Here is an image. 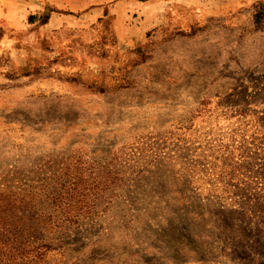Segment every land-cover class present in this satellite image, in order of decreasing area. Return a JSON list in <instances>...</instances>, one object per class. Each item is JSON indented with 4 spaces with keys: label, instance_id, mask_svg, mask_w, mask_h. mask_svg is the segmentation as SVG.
<instances>
[{
    "label": "rangeland",
    "instance_id": "obj_1",
    "mask_svg": "<svg viewBox=\"0 0 264 264\" xmlns=\"http://www.w3.org/2000/svg\"><path fill=\"white\" fill-rule=\"evenodd\" d=\"M72 2L44 25L55 4L0 0V264H264L257 216L195 178L264 206V0Z\"/></svg>",
    "mask_w": 264,
    "mask_h": 264
},
{
    "label": "trees",
    "instance_id": "obj_2",
    "mask_svg": "<svg viewBox=\"0 0 264 264\" xmlns=\"http://www.w3.org/2000/svg\"><path fill=\"white\" fill-rule=\"evenodd\" d=\"M255 11V21L257 23L262 22L263 16H264V3H259L256 6ZM259 170L264 175V165H260ZM229 173H223L219 172L216 176L209 174V172H201L198 174L196 180L200 183V179L202 180L203 187L200 185L198 186L199 189H202V192L204 193V198L206 199L207 203L210 205H216L221 208H226V211H232L233 213H236L239 218L247 219L252 218L249 214L254 213V215L257 216V219H259V223L261 225H264V206H261V203L257 200V197H255L256 193H253L247 189L246 185L239 186L236 183H232L231 180H228ZM196 181V182H197ZM231 194V195H230ZM230 197V198H229ZM238 202V203H235ZM244 204V205H242ZM0 210H10V208L3 207L0 205ZM34 214H38L34 210ZM52 217L44 216L41 221V226L45 227L46 224H52L51 220ZM3 222L1 224L7 225L6 228H14L15 226L19 228L22 223L20 221L18 222H12L9 218H2ZM71 222L70 219H57L54 221L55 228L60 227L62 228L64 223ZM0 224V226H2ZM9 229H3L0 233V248L6 247V245H9L12 243V241L4 239L7 236ZM1 231V229H0ZM37 231L42 234L46 235L47 232L52 233L53 231H46V228L39 229L37 227V224H31L25 229L16 230L18 234L17 243L19 245L25 246V245H34L36 241L39 239V235L37 234ZM264 239V234H262ZM50 237V236H48ZM45 238V237H44ZM254 242V241H253ZM47 245L45 242L39 243L37 245L38 250L41 251V249ZM238 248H241V245H237ZM251 246V247H250ZM249 247L251 250H253L252 245L249 244ZM258 247V246H257ZM260 248L264 250V244L260 245ZM256 255H262L254 249ZM260 264V263H259Z\"/></svg>",
    "mask_w": 264,
    "mask_h": 264
},
{
    "label": "crops",
    "instance_id": "obj_3",
    "mask_svg": "<svg viewBox=\"0 0 264 264\" xmlns=\"http://www.w3.org/2000/svg\"><path fill=\"white\" fill-rule=\"evenodd\" d=\"M41 1V3H37L36 6L39 7V8H43L45 7L46 4H55L58 8H57V11L55 10L54 12V15L51 17V20L44 24V25H47V24H53L55 22H57V25L60 24L62 21H65V22H69L67 20L68 18V14H66L67 11L69 10H72V1L73 0H39ZM83 1V0H81ZM3 3H0V6L2 5ZM39 9V10H41ZM64 17H66L64 19ZM63 18V19H62Z\"/></svg>",
    "mask_w": 264,
    "mask_h": 264
}]
</instances>
